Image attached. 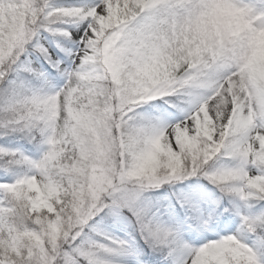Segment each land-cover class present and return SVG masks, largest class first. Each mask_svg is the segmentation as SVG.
I'll list each match as a JSON object with an SVG mask.
<instances>
[{
    "label": "snow or ice",
    "instance_id": "6c2138e0",
    "mask_svg": "<svg viewBox=\"0 0 264 264\" xmlns=\"http://www.w3.org/2000/svg\"><path fill=\"white\" fill-rule=\"evenodd\" d=\"M261 35L238 0H0V264H264Z\"/></svg>",
    "mask_w": 264,
    "mask_h": 264
},
{
    "label": "bare ground",
    "instance_id": "6f19581e",
    "mask_svg": "<svg viewBox=\"0 0 264 264\" xmlns=\"http://www.w3.org/2000/svg\"><path fill=\"white\" fill-rule=\"evenodd\" d=\"M239 3L249 4L258 8L259 10H264V0H238Z\"/></svg>",
    "mask_w": 264,
    "mask_h": 264
},
{
    "label": "clouds",
    "instance_id": "9594fccd",
    "mask_svg": "<svg viewBox=\"0 0 264 264\" xmlns=\"http://www.w3.org/2000/svg\"><path fill=\"white\" fill-rule=\"evenodd\" d=\"M257 44L259 51L264 54V35L257 38Z\"/></svg>",
    "mask_w": 264,
    "mask_h": 264
},
{
    "label": "rangeland",
    "instance_id": "374dc122",
    "mask_svg": "<svg viewBox=\"0 0 264 264\" xmlns=\"http://www.w3.org/2000/svg\"><path fill=\"white\" fill-rule=\"evenodd\" d=\"M58 2H65V0H58ZM67 2H74V0H67ZM13 143L15 142L13 141ZM112 231H114L116 235H120V236L123 235V231L120 230L118 227H113ZM192 242L195 243V241H192Z\"/></svg>",
    "mask_w": 264,
    "mask_h": 264
}]
</instances>
